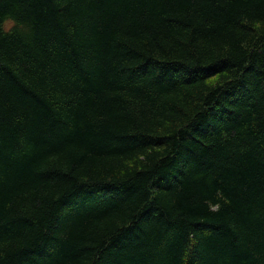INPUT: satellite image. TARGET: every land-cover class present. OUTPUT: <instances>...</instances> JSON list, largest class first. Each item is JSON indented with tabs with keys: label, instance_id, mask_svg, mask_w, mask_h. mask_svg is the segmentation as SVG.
<instances>
[{
	"label": "trees",
	"instance_id": "trees-1",
	"mask_svg": "<svg viewBox=\"0 0 264 264\" xmlns=\"http://www.w3.org/2000/svg\"><path fill=\"white\" fill-rule=\"evenodd\" d=\"M0 264H264V0H0Z\"/></svg>",
	"mask_w": 264,
	"mask_h": 264
},
{
	"label": "rangeland",
	"instance_id": "rangeland-1",
	"mask_svg": "<svg viewBox=\"0 0 264 264\" xmlns=\"http://www.w3.org/2000/svg\"><path fill=\"white\" fill-rule=\"evenodd\" d=\"M11 25H12L11 22L7 21L4 23V28L8 29L9 27H11Z\"/></svg>",
	"mask_w": 264,
	"mask_h": 264
}]
</instances>
